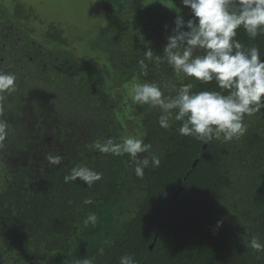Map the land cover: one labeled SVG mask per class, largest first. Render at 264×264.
<instances>
[{
    "label": "trees",
    "instance_id": "16d2710c",
    "mask_svg": "<svg viewBox=\"0 0 264 264\" xmlns=\"http://www.w3.org/2000/svg\"><path fill=\"white\" fill-rule=\"evenodd\" d=\"M101 5L108 25L91 46L106 56L111 85L66 48L55 24L45 33L53 48L31 37L34 29L21 21L31 8L16 1L10 10L0 2V70L17 76V90L5 101L9 128L0 149V264H76L93 257L95 264H119L125 254L137 264H264V252L249 245L253 236L264 240V110L245 118L243 137L202 143L181 136L179 122L161 128L158 108L129 100L138 118L135 136L161 160L143 178L129 156L94 148L126 132L114 115L123 96L108 85L121 89L136 79L174 95L191 81L193 91L219 90L215 81L185 78L166 62L146 61V74L139 63L149 48L163 56L176 10L191 17L180 0ZM235 39L264 54V33L252 40L240 28ZM54 155L63 157L60 165L49 163ZM76 166L103 178L92 187L79 179L65 183ZM89 213L99 222L85 227Z\"/></svg>",
    "mask_w": 264,
    "mask_h": 264
},
{
    "label": "clouds",
    "instance_id": "9594fccd",
    "mask_svg": "<svg viewBox=\"0 0 264 264\" xmlns=\"http://www.w3.org/2000/svg\"><path fill=\"white\" fill-rule=\"evenodd\" d=\"M191 17L185 20L176 10L174 27L163 48V56L149 48L140 65L148 68L146 61L159 66L165 62L185 78H194L203 84L215 81L219 90L193 91V83L182 84L174 95H165L157 83H136L131 89L135 104L150 105L159 109L158 124L169 129L179 122L181 136L193 137L202 143L223 140L231 142L247 132L245 117L264 110V59L257 46L246 48L235 39L237 30L243 28L250 39L264 33V0H180ZM178 9V8H177ZM167 27V26H165ZM17 76L0 70V149L8 136V122L3 118L5 101L17 90ZM100 153L115 157L127 155L134 164L135 175L143 178L145 169L159 168L161 160L151 153V145L135 136L121 137L119 141L107 138L95 142ZM147 155H140L145 154ZM49 163L60 165L63 157H48ZM103 173L87 166L73 167L64 177L65 183L79 179L88 187L102 180ZM85 199L84 204H92ZM99 217L89 213L85 227L95 226ZM223 220H217L218 230ZM250 248L264 252V240L253 236ZM103 255L104 249H98ZM76 264H95V258L78 259ZM119 264H137L133 255L120 257Z\"/></svg>",
    "mask_w": 264,
    "mask_h": 264
},
{
    "label": "rangeland",
    "instance_id": "374dc122",
    "mask_svg": "<svg viewBox=\"0 0 264 264\" xmlns=\"http://www.w3.org/2000/svg\"><path fill=\"white\" fill-rule=\"evenodd\" d=\"M16 1L31 8L27 13L28 17L21 18L23 23L34 29L31 37L54 48V45L48 42L45 33L50 24H55L67 41L66 48L74 51L76 57L86 60L90 66L100 71L111 85L112 72L108 67L106 56L97 50L98 48L94 49L91 46V41L97 37L98 29L108 25L101 0H0L10 10L13 9ZM135 80L122 84L121 89H113L108 85L114 91L113 94L123 96L120 104L124 103V106L114 109V115L122 122L123 131H126L123 137L140 135L139 132L134 131L137 130L135 125L138 118L129 106L131 104L129 100L132 101L131 89L133 85L140 83Z\"/></svg>",
    "mask_w": 264,
    "mask_h": 264
},
{
    "label": "water",
    "instance_id": "95a60500",
    "mask_svg": "<svg viewBox=\"0 0 264 264\" xmlns=\"http://www.w3.org/2000/svg\"><path fill=\"white\" fill-rule=\"evenodd\" d=\"M262 59H264V54L262 55ZM205 146V145H204ZM196 162V160L194 161V163ZM152 246H153V242L149 245V249L151 250V248H152Z\"/></svg>",
    "mask_w": 264,
    "mask_h": 264
}]
</instances>
